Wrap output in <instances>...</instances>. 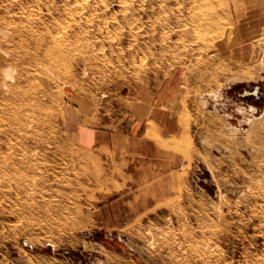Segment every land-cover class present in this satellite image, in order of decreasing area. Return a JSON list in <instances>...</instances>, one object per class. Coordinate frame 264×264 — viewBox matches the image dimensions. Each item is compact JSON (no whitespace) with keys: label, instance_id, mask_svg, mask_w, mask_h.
Listing matches in <instances>:
<instances>
[{"label":"rangeland","instance_id":"374dc122","mask_svg":"<svg viewBox=\"0 0 264 264\" xmlns=\"http://www.w3.org/2000/svg\"><path fill=\"white\" fill-rule=\"evenodd\" d=\"M197 4L0 0V264H264V0Z\"/></svg>","mask_w":264,"mask_h":264},{"label":"crops","instance_id":"0c3cea01","mask_svg":"<svg viewBox=\"0 0 264 264\" xmlns=\"http://www.w3.org/2000/svg\"><path fill=\"white\" fill-rule=\"evenodd\" d=\"M79 126L76 139L81 146L86 148L106 147L109 144L110 136L114 135L109 128L113 126V123H107L101 114H86ZM112 130H115L114 126Z\"/></svg>","mask_w":264,"mask_h":264},{"label":"bare ground","instance_id":"6f19581e","mask_svg":"<svg viewBox=\"0 0 264 264\" xmlns=\"http://www.w3.org/2000/svg\"><path fill=\"white\" fill-rule=\"evenodd\" d=\"M198 2V6H202L203 9H201L202 11L204 10H210V8L213 6L214 4V0H196ZM196 5V7H198ZM225 8V7H223ZM197 9V8H196ZM225 11H227V9H225ZM218 15V16H217ZM221 14L219 13H215L213 10L210 12H203V13H199V12H195L193 15H192V23H194V26L197 27L198 29H202V28H207L209 25H212L213 23L216 22L217 19H219L221 16ZM197 29V33H199V30ZM196 33V34H197ZM200 36V35H199ZM213 47V45H212ZM214 48H216V51L219 53L220 52V46L219 45H214ZM9 87V88H8ZM7 89L6 90H10L12 91L13 90V86H7L6 87ZM24 101V100H23ZM21 150V149H20ZM11 159V158H10ZM9 159V160H10ZM7 160V161H9ZM6 161V163H7ZM3 165V164H2ZM1 174V173H0ZM21 183V182H20ZM18 185V184H17ZM16 186V185H15ZM16 188V187H15Z\"/></svg>","mask_w":264,"mask_h":264}]
</instances>
